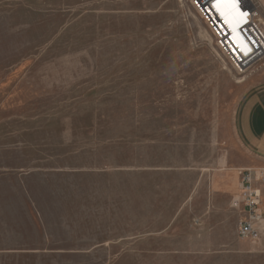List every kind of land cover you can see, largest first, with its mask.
<instances>
[{
    "label": "rangeland",
    "instance_id": "obj_1",
    "mask_svg": "<svg viewBox=\"0 0 264 264\" xmlns=\"http://www.w3.org/2000/svg\"><path fill=\"white\" fill-rule=\"evenodd\" d=\"M199 5L0 0V264H264L212 185L252 165L264 59L240 77Z\"/></svg>",
    "mask_w": 264,
    "mask_h": 264
},
{
    "label": "built area",
    "instance_id": "obj_2",
    "mask_svg": "<svg viewBox=\"0 0 264 264\" xmlns=\"http://www.w3.org/2000/svg\"><path fill=\"white\" fill-rule=\"evenodd\" d=\"M235 1L239 3V13L233 22L246 21L236 32L224 26L220 17L213 13L210 6L215 2L211 4V0H200L199 8L218 47L234 71L242 77L264 59V30L259 9L249 0ZM237 35L248 45L247 54L238 46ZM239 177V194L231 204L232 209L239 213L238 235L243 240L257 243L264 236V169H242L239 170Z\"/></svg>",
    "mask_w": 264,
    "mask_h": 264
},
{
    "label": "crops",
    "instance_id": "obj_3",
    "mask_svg": "<svg viewBox=\"0 0 264 264\" xmlns=\"http://www.w3.org/2000/svg\"><path fill=\"white\" fill-rule=\"evenodd\" d=\"M235 122L238 138L252 165L232 168L238 170L235 173H218L212 182L214 192L230 194L233 197L239 194L240 169H264V70L258 73V77L239 103Z\"/></svg>",
    "mask_w": 264,
    "mask_h": 264
},
{
    "label": "bare ground",
    "instance_id": "obj_4",
    "mask_svg": "<svg viewBox=\"0 0 264 264\" xmlns=\"http://www.w3.org/2000/svg\"><path fill=\"white\" fill-rule=\"evenodd\" d=\"M216 0H211V4L213 2H215ZM238 5L239 3L237 1H235V3H228V4H220L219 8L222 9L225 13L224 16L221 15V12L218 11V1H216L214 4H212V6H210L211 10L213 11V13L217 16L220 17V19L222 20V23L224 24V26L228 27L232 32L233 28L232 26L229 24L228 20L225 19V16L228 17V19L230 20H234L235 16L239 13V9H238ZM261 21H264L262 18V15H260ZM236 32V31H235ZM234 37H236V34L233 35Z\"/></svg>",
    "mask_w": 264,
    "mask_h": 264
},
{
    "label": "snow or ice",
    "instance_id": "obj_5",
    "mask_svg": "<svg viewBox=\"0 0 264 264\" xmlns=\"http://www.w3.org/2000/svg\"><path fill=\"white\" fill-rule=\"evenodd\" d=\"M228 3H235V0H218V11L221 12L222 16H224L225 13L222 9L219 8V5L220 4H228ZM225 19L228 20V22L232 26L234 32L240 26L241 23L246 22V21L233 22L232 20L228 19L227 16H225ZM237 40L239 41L238 46L241 47V50L244 51L245 54H247V51L249 50L248 45L246 43H244L243 40L238 35H237Z\"/></svg>",
    "mask_w": 264,
    "mask_h": 264
}]
</instances>
